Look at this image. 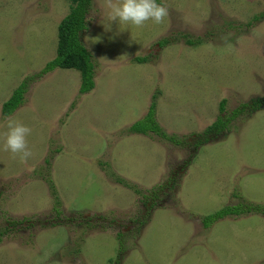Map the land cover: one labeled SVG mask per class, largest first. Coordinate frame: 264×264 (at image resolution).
<instances>
[{
	"label": "rangeland",
	"instance_id": "374dc122",
	"mask_svg": "<svg viewBox=\"0 0 264 264\" xmlns=\"http://www.w3.org/2000/svg\"><path fill=\"white\" fill-rule=\"evenodd\" d=\"M157 1L168 8L163 24L117 21L106 30L107 0H93L83 41L94 89L80 94L81 72L56 68L30 82L25 102L5 116L14 90L56 56L70 1L0 0V225L32 219L4 236L0 264H115L118 256L120 264H264V213L208 227L202 220L224 206L264 204V104L195 146L196 133L220 116L264 99V0ZM175 33L205 40L158 44ZM85 36L99 41L86 44ZM142 55L149 61H133ZM155 94L160 125L185 136L184 146L127 132ZM10 122L32 130L26 162L4 149ZM112 170L146 193L161 184L159 205L151 208L153 198L145 203ZM57 201L63 217L84 212L97 220L93 228L81 217L56 223ZM118 232L129 234L123 253Z\"/></svg>",
	"mask_w": 264,
	"mask_h": 264
},
{
	"label": "trees",
	"instance_id": "16d2710c",
	"mask_svg": "<svg viewBox=\"0 0 264 264\" xmlns=\"http://www.w3.org/2000/svg\"><path fill=\"white\" fill-rule=\"evenodd\" d=\"M70 1V10L68 14L58 24V45H57V53L56 56L50 60L39 72L27 77L22 81V83L14 90L12 95L3 103L2 113L5 116H9L14 113L24 102L26 98V93L29 88V83L34 82L37 79L43 77L45 74L55 70L56 68H64V69H77L81 72V85H80V94H85L94 89L95 82V63L93 61V57L91 52L86 47L83 41V34L89 28L88 15L93 6V0H69ZM158 2V1H157ZM160 2V1H159ZM260 16H254L252 21H259ZM251 23H248L246 26L250 27ZM178 38L185 40V42L190 45H199L204 42V37H192L187 33H179L175 36H167L163 37L158 41V44L161 47H167L174 43ZM149 55L136 56L133 58V61L136 63H145L149 61ZM156 94L152 97V102L147 113L139 120L132 123L128 128L127 132L129 134H156L160 138L174 143L176 145L184 146L186 144V137L178 134H170L168 133L159 123L157 119V101ZM263 98L253 97L248 102L240 104L236 107L232 112V115L228 116H220L217 121L211 125H209L206 129L201 132L196 133L197 141L195 142V146H200L203 142V138L207 136H211L213 134H218L222 132L226 127L229 121L236 118L241 112L245 110H250L251 113L259 110L263 107ZM227 100L224 98L220 102L219 110L221 113H224L227 109L226 107ZM208 140V139H207ZM189 144V141H188ZM187 144V145H188ZM113 177L115 181L119 184L133 189L137 194H139L143 201L146 203L145 199L153 198L151 203V208H155L156 205H159L155 201V198H158L159 191L164 187L161 184H157L153 187L152 190H149L148 193L142 191L136 185L130 183L124 177L120 175H116L112 170ZM59 201V200H58ZM56 202V206L54 207V212L57 217H60L61 220L56 223H74L78 217H81L79 223L84 222L88 228H93L91 223L97 221L93 219L92 216H85L84 212L76 211L78 216L68 215L62 216L63 212L59 206V202ZM161 206V204H160ZM157 206V207H160ZM264 213V204L263 203H240L238 205H228L224 206L220 210L205 216L202 218L204 224L208 227L212 225L214 222H217L227 216H238L242 214H257ZM87 217V219H86ZM98 217V216H97ZM65 218V219H64ZM101 219L102 217L99 216ZM32 219L29 217H25L23 219H10L8 220L5 226L0 225V244L3 242L4 236L11 230L12 227H17L19 225L24 224L25 222L30 223ZM140 225L145 226L148 223H145V220L140 218L136 219ZM127 235V239H129V234ZM119 239V249L121 253L127 251L131 248L130 245L127 244V239H125V235L122 232H118ZM78 245V243H76ZM122 256H118L112 260V263L120 264Z\"/></svg>",
	"mask_w": 264,
	"mask_h": 264
},
{
	"label": "clouds",
	"instance_id": "9594fccd",
	"mask_svg": "<svg viewBox=\"0 0 264 264\" xmlns=\"http://www.w3.org/2000/svg\"><path fill=\"white\" fill-rule=\"evenodd\" d=\"M107 21L106 30L111 27L112 22L119 25H131L142 28L149 21L160 25L163 24L169 15L168 8L158 4L157 0H107ZM86 44L89 41H99V37L92 38L85 36ZM31 128L22 123H9L8 131L5 133V151L19 155L24 162L32 155L28 146V137Z\"/></svg>",
	"mask_w": 264,
	"mask_h": 264
}]
</instances>
